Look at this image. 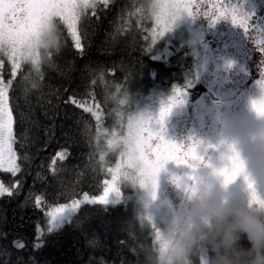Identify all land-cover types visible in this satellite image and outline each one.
I'll return each instance as SVG.
<instances>
[{
  "label": "trees",
  "instance_id": "obj_1",
  "mask_svg": "<svg viewBox=\"0 0 264 264\" xmlns=\"http://www.w3.org/2000/svg\"><path fill=\"white\" fill-rule=\"evenodd\" d=\"M152 1H95L79 16V49L55 18L38 59L18 69L0 49L18 167L0 171L11 188L0 194V264L142 261L130 249L154 237L136 188L121 184L118 203H85L56 230L49 229L47 210L100 194L123 159L121 138L136 103L196 79L191 46L166 54L151 37Z\"/></svg>",
  "mask_w": 264,
  "mask_h": 264
},
{
  "label": "rangeland",
  "instance_id": "obj_2",
  "mask_svg": "<svg viewBox=\"0 0 264 264\" xmlns=\"http://www.w3.org/2000/svg\"><path fill=\"white\" fill-rule=\"evenodd\" d=\"M80 2L81 0H77V3ZM175 2L176 0L152 1L150 35L154 42L160 41L161 50L166 54L170 53L171 47L180 48L182 44L191 46L195 52L196 79L188 84L187 88L177 89L176 87L174 88L176 91L173 90L169 93L154 91L150 94L148 101L137 102L134 114L128 119V125L121 139L126 149L125 141L129 127L134 121L143 118L150 120L154 124L159 119L161 109L171 105V111L166 116L163 125H155L156 130L159 131L162 127L165 139L182 145L184 151L195 147L197 154L203 157V161L198 164L194 163L193 167L185 164L178 165L174 161H169L159 173L157 187L153 190L150 186L145 187L125 181V173L131 168L127 167V157L124 155L117 165L110 168L111 175L106 180L108 184L104 186L105 188L113 185V174L117 166L120 165V176L115 182V187L120 189L121 184H125L136 188L139 199L138 204L142 205L144 217H146L147 223L152 229L153 237L154 229L148 220V216H152L156 224L163 226L166 215L186 199L189 186L188 178L194 173L203 176L209 175L213 170L208 167L209 165L216 168L223 167V158L228 155V149L234 148L241 159L251 161L253 152L249 133L264 126V118L260 117L252 108L253 100L259 101L264 98V87L261 86L262 80L258 76L260 62L254 58L240 61L238 58L239 52L232 49L227 52L225 60H219L214 52L212 54L210 52L206 53V47L200 48L198 43L203 39V36L201 30H198L199 22L194 16V0L189 9L191 15H189V11L181 9L174 20L171 19V13L162 16V20L167 21L166 29L165 24L157 18L161 16L160 5H171ZM183 2L187 3V0H183ZM55 18L59 17L54 16L42 30L37 47L30 60L36 61L38 59L40 49L45 46V36L50 32ZM261 27H255L252 31H260ZM252 37L250 35L245 41L254 48L260 40ZM0 49H3L7 53L8 58H10L11 48L7 44H0ZM254 51L256 52V50ZM256 53L261 57L264 56V53L259 50ZM15 61L20 65L28 60L17 55ZM174 98L179 102L172 105L171 102ZM226 107L229 109H226ZM187 121L196 122L197 126L212 123L215 127V132L212 135L195 137L192 144L188 146L186 145L185 131L181 128L188 125ZM12 153L14 163L17 166L13 141ZM9 167H11V164L8 154L5 152L3 167H0V171H7L6 169ZM17 169L15 172H8L16 173ZM177 178L181 180V183L176 182ZM0 185L7 190L3 194L11 191V188L5 185L1 178ZM228 192L231 196L246 198L247 191L243 176L238 177L229 185ZM121 193V189L119 196H116L115 193H110L107 203H118ZM101 195H103V191L98 195H83L69 203L49 208L47 210L49 229H58L71 218L81 205L92 203L90 202L92 198ZM77 202L79 207L73 209V205ZM63 207H67L65 212L52 219V214L55 213V210Z\"/></svg>",
  "mask_w": 264,
  "mask_h": 264
},
{
  "label": "clouds",
  "instance_id": "obj_3",
  "mask_svg": "<svg viewBox=\"0 0 264 264\" xmlns=\"http://www.w3.org/2000/svg\"><path fill=\"white\" fill-rule=\"evenodd\" d=\"M249 136L251 161L239 155L244 163L241 176L246 198L228 192L229 185L241 176L225 183L219 174L232 155L228 149L223 167L209 165L213 169L209 175L194 173L188 178L186 199L166 215L163 226L148 216L154 229L152 243L130 249L137 257H143L139 264H264V126ZM140 179L135 168L125 173V181L141 185ZM176 182L181 180L177 178ZM249 182L259 200H253Z\"/></svg>",
  "mask_w": 264,
  "mask_h": 264
},
{
  "label": "snow or ice",
  "instance_id": "obj_4",
  "mask_svg": "<svg viewBox=\"0 0 264 264\" xmlns=\"http://www.w3.org/2000/svg\"><path fill=\"white\" fill-rule=\"evenodd\" d=\"M104 2L107 3V0ZM192 2L193 0H187V3H184L183 0H176L171 5H160L161 16L157 18L165 24L167 29V21L162 20V16L171 13V19L174 20L181 9L189 11ZM94 7L95 0H81L80 3H77V0H0V44H7L11 48L10 59H12L13 68L18 69L20 66L15 61L17 55L25 60L31 59L42 30L54 16H58L64 22L69 35L73 37L75 47L81 48L76 25L82 10ZM189 15H191L190 11ZM221 15H228V13L222 12ZM230 15L232 23L242 28L247 35L249 18L255 13L237 12L236 9H233ZM216 19H220V16H217ZM212 23H216V20H213ZM259 51L264 53V46L260 47ZM12 75H15V71ZM33 86L35 87V85ZM261 86L264 87V81L261 82ZM9 87L10 82L5 84L0 78V167H3L5 152H7L11 167L6 170L15 172L17 166L14 163L12 153L13 116L9 107ZM178 102L174 98L171 104L174 105ZM73 103L76 102L73 101ZM79 106L84 107V105ZM252 108L258 115L264 116V98L259 101L254 100ZM86 110L91 111L90 108ZM170 111L171 105L162 108L159 119L154 124L143 118L134 121L129 127L125 141L124 155L127 157V167L137 169L141 177V185L146 187L150 184L153 190L157 187L159 173L169 161H174L178 165L185 164L189 167H193L194 163L198 164L203 161V157L197 154L195 147L184 151L182 145L165 139L162 127L159 131L156 130L155 125L162 126ZM230 151L232 155L228 157L229 163L219 170V174L223 176L225 183H231L238 176L244 174V163L239 154L234 148H231ZM120 170L121 166L118 165L112 177L113 185L105 187L103 195L92 198L90 202L107 203L110 193H115L116 196L120 195V189L115 187V182L120 176ZM105 184L107 185L108 181H105ZM249 188L252 189L253 200H259L258 193L251 182H249ZM4 191L7 190L0 185V194H3ZM78 207L77 202L72 208ZM66 208H57L52 214V219L64 213Z\"/></svg>",
  "mask_w": 264,
  "mask_h": 264
},
{
  "label": "flooded vegetation",
  "instance_id": "obj_5",
  "mask_svg": "<svg viewBox=\"0 0 264 264\" xmlns=\"http://www.w3.org/2000/svg\"><path fill=\"white\" fill-rule=\"evenodd\" d=\"M193 6L195 19L199 22L198 30H201L203 36L198 46L206 47V53L214 52L219 60H225L230 49L239 52L240 61L248 58L256 59L260 62L259 79L264 81V56L261 57L256 53L258 48L264 46V0H194ZM233 9L237 12L255 13L249 18L247 35L242 28L232 23L230 14ZM222 12L228 15H221ZM217 16H220V19H216ZM213 20H216V23H212ZM259 26H262L260 31H252ZM250 35L260 40L254 48L245 41ZM226 109L229 108L226 107ZM187 124L181 128L185 131L188 146L192 144L195 137L208 136L215 132L212 123L197 126L196 122L187 121Z\"/></svg>",
  "mask_w": 264,
  "mask_h": 264
}]
</instances>
